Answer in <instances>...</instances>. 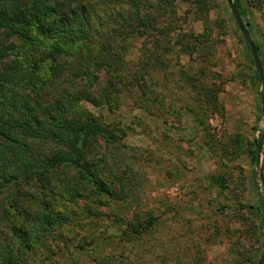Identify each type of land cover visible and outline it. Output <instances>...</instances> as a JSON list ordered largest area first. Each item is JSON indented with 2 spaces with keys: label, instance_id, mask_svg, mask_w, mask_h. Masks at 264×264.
Masks as SVG:
<instances>
[{
  "label": "trees",
  "instance_id": "16d2710c",
  "mask_svg": "<svg viewBox=\"0 0 264 264\" xmlns=\"http://www.w3.org/2000/svg\"><path fill=\"white\" fill-rule=\"evenodd\" d=\"M178 1L0 0V264H61L58 257L70 247L79 253L101 247L95 234L91 240L74 236L93 228L82 224L85 213L93 219L100 206L128 192L121 173L106 162L108 155L114 164L127 131L122 121L107 122L93 109L117 113L125 97L142 111L149 112L151 101L161 107L165 96L152 91L151 66L166 69L164 57L171 53L176 59L181 52L193 55L212 33L206 28L199 37L174 41ZM181 1L206 21L216 3ZM233 1L243 17L242 1ZM177 63L171 73H189ZM185 78L200 93H211L206 83ZM163 83L156 77V88ZM120 221V238L130 241L153 225L139 214ZM96 259L144 264L146 256L110 251Z\"/></svg>",
  "mask_w": 264,
  "mask_h": 264
},
{
  "label": "rangeland",
  "instance_id": "374dc122",
  "mask_svg": "<svg viewBox=\"0 0 264 264\" xmlns=\"http://www.w3.org/2000/svg\"><path fill=\"white\" fill-rule=\"evenodd\" d=\"M241 1L264 69V5L258 9ZM177 14L174 41L183 43L186 34L199 37L206 28L212 33L193 55L181 52L176 59L171 53L164 57V65H170L166 69L151 66L152 91L165 96L160 108L151 101L149 112L142 111L133 97H125L117 113L93 109L107 122L122 121L127 131L114 164L108 155L106 162L121 173L128 192L100 206L93 219L88 213L83 217L82 224L93 228L74 237L91 240L95 234L101 247L87 246L84 253L70 247V254L58 257L61 264H95L96 257L110 251L132 258L144 253V264H257L262 255L263 83L256 78L254 53L227 0L212 3L207 21L181 0ZM141 42H134L131 59L139 56ZM177 60L211 93L194 89V80L187 82L182 71L171 73ZM135 214L153 225L135 241L121 239L120 220Z\"/></svg>",
  "mask_w": 264,
  "mask_h": 264
},
{
  "label": "water",
  "instance_id": "95a60500",
  "mask_svg": "<svg viewBox=\"0 0 264 264\" xmlns=\"http://www.w3.org/2000/svg\"><path fill=\"white\" fill-rule=\"evenodd\" d=\"M227 2L229 4V6L231 7L232 11L234 12V14L236 16V20H237L238 24L240 25V27L242 28L243 34L246 38V41L254 53V61H255L256 69H257L258 74H259V79L263 83L262 102H263V111H264V69L262 67L261 58H260L258 48H257L256 44L254 43V41L249 37V31L246 28L243 17L240 14L236 5L234 4V1L233 0H227ZM261 149H262V141H260L258 144V149H257L258 161L260 158ZM260 177H261L262 184L264 186V170H263V168L261 170ZM262 218H263V223H264V200L262 202ZM257 264H264V248H263L262 255H261L259 261L257 262Z\"/></svg>",
  "mask_w": 264,
  "mask_h": 264
}]
</instances>
